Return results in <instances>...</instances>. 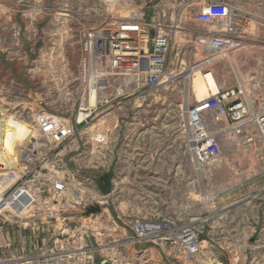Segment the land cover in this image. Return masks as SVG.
<instances>
[{"label":"built area","instance_id":"1","mask_svg":"<svg viewBox=\"0 0 264 264\" xmlns=\"http://www.w3.org/2000/svg\"><path fill=\"white\" fill-rule=\"evenodd\" d=\"M19 6L21 19L32 21L35 29L39 24L33 22H47L41 30L45 39H75L79 59L70 82L69 112L50 109L38 94L25 98L20 106V119L29 121L34 136L20 149L17 167L0 175V252L13 251L5 231L35 223L60 232L59 239L50 250L42 247L30 257H12L14 264H126L130 260L121 253L100 256V246L93 244L88 232L94 233L95 241L105 235L116 237L115 248H129L140 261L148 253V244L161 248L175 263L196 261L199 232L192 225L161 213L142 216L143 208L136 203L122 212V219L106 220L103 207L109 205L116 188L114 177L126 163L117 149L122 135L124 139L126 131H133L132 121L141 109L165 102L169 94L175 97L174 118L183 149L197 167H207L221 157L215 134L223 128L239 132L254 119L259 137H264L261 100L255 98V109L243 90L221 88L201 100L194 97L196 74H212L206 66L216 55L232 50L234 40L220 32H207L203 38L193 29L186 30L185 10L192 6L183 0H20ZM229 11L225 3L210 1L192 12L188 23L224 31ZM49 25L55 30H49ZM189 31L192 45L184 43ZM33 32L26 28L15 32L17 38L26 39L17 45L25 64L40 51L31 40L39 33ZM198 47L204 50V61L198 59ZM110 170L111 192L104 196L97 179ZM93 205L100 212L85 216Z\"/></svg>","mask_w":264,"mask_h":264},{"label":"rangeland","instance_id":"2","mask_svg":"<svg viewBox=\"0 0 264 264\" xmlns=\"http://www.w3.org/2000/svg\"><path fill=\"white\" fill-rule=\"evenodd\" d=\"M19 1L0 0V108L20 119L18 111L26 103L25 98H36L38 94L50 109L69 112L78 45L75 39L65 37L45 39L41 30L47 22H33L39 24L35 29L32 21L21 19ZM210 1L230 7L228 28L221 31L190 26L188 18L203 9L205 2L186 8L184 28L193 29L203 38L207 32H220L234 40L235 47L213 57L205 69L213 72L219 90H243L248 103L257 109L254 100L264 102V0ZM51 26L48 29L54 31L56 27ZM25 28L31 35L34 30L39 33L31 40L40 51L29 56L28 64L22 63L17 52L23 38H17L15 33H23ZM190 35L191 31L186 32L185 44L192 45ZM205 58L203 48L198 47V59ZM165 98V102H153L151 109H141L132 121L133 131H126L124 139L122 135L117 149L126 163L121 164L120 175L114 177L116 188L109 205L103 207L107 209L106 220L111 216L122 219V212L136 203L143 208L142 216L161 213L196 228L199 255L187 264H264V137H259L254 119L239 132L229 128L216 132L221 157L208 162L207 167H197L183 149V137L176 130L175 97L169 94ZM99 172L104 173L93 171ZM59 234L48 225L35 223L5 231L13 251L0 252V264H14L12 257H30L42 247L50 250ZM88 234L93 244L100 246L102 257L121 253L130 257L126 264H179L156 246L148 244V253L140 261V256L129 248L116 249V237L95 236V241L94 233Z\"/></svg>","mask_w":264,"mask_h":264},{"label":"bare ground","instance_id":"3","mask_svg":"<svg viewBox=\"0 0 264 264\" xmlns=\"http://www.w3.org/2000/svg\"><path fill=\"white\" fill-rule=\"evenodd\" d=\"M194 97L197 100L206 98L210 92L218 91L216 80L212 74L203 76L197 73L192 81ZM91 103L95 101L96 93L91 92ZM14 119V125L10 121ZM34 135L31 127L20 121V119L10 116L0 108V175L17 167L18 153L28 140ZM31 138V139H32Z\"/></svg>","mask_w":264,"mask_h":264},{"label":"water","instance_id":"4","mask_svg":"<svg viewBox=\"0 0 264 264\" xmlns=\"http://www.w3.org/2000/svg\"><path fill=\"white\" fill-rule=\"evenodd\" d=\"M113 172L110 170L108 174H106L104 177L97 179V187L100 190V192L106 196L110 194L111 192V178H112ZM100 212V208L98 205H93L89 208H87L85 212V216H89L91 214H98ZM102 264H108L107 262H103Z\"/></svg>","mask_w":264,"mask_h":264},{"label":"crops","instance_id":"5","mask_svg":"<svg viewBox=\"0 0 264 264\" xmlns=\"http://www.w3.org/2000/svg\"><path fill=\"white\" fill-rule=\"evenodd\" d=\"M184 4L187 6H201L202 3H208L209 0H183Z\"/></svg>","mask_w":264,"mask_h":264},{"label":"clouds","instance_id":"6","mask_svg":"<svg viewBox=\"0 0 264 264\" xmlns=\"http://www.w3.org/2000/svg\"><path fill=\"white\" fill-rule=\"evenodd\" d=\"M10 122L14 125L17 123L14 119H12Z\"/></svg>","mask_w":264,"mask_h":264}]
</instances>
